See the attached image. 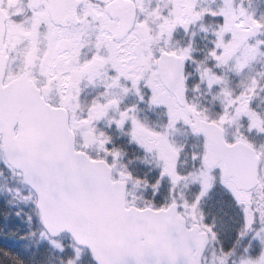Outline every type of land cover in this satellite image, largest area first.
<instances>
[{"label":"snow or ice","instance_id":"1","mask_svg":"<svg viewBox=\"0 0 264 264\" xmlns=\"http://www.w3.org/2000/svg\"><path fill=\"white\" fill-rule=\"evenodd\" d=\"M0 264H264V0H0Z\"/></svg>","mask_w":264,"mask_h":264},{"label":"trees","instance_id":"2","mask_svg":"<svg viewBox=\"0 0 264 264\" xmlns=\"http://www.w3.org/2000/svg\"><path fill=\"white\" fill-rule=\"evenodd\" d=\"M4 214L5 210L0 207V251L14 253L18 247H23L18 242L24 235V230L14 218L6 225L3 220Z\"/></svg>","mask_w":264,"mask_h":264}]
</instances>
